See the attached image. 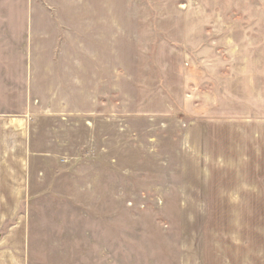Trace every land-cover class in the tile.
<instances>
[{"label":"rangeland","instance_id":"obj_1","mask_svg":"<svg viewBox=\"0 0 264 264\" xmlns=\"http://www.w3.org/2000/svg\"><path fill=\"white\" fill-rule=\"evenodd\" d=\"M115 3L131 33L91 51L113 60L115 93L95 114L57 116L17 83L27 0H0V110L38 108L0 264H264V0ZM235 187L260 203L232 202Z\"/></svg>","mask_w":264,"mask_h":264},{"label":"crops","instance_id":"obj_2","mask_svg":"<svg viewBox=\"0 0 264 264\" xmlns=\"http://www.w3.org/2000/svg\"><path fill=\"white\" fill-rule=\"evenodd\" d=\"M27 3V59L23 77L17 82L23 97L40 100L42 109H39L44 115L86 116L99 112L116 91L115 67L112 59L107 62L94 59L91 51L113 50L115 36L131 33L128 25L132 22L126 21L128 14L117 11L115 0H27ZM15 81L18 79L7 83L13 86ZM34 108L25 107L21 112L0 110L1 221L4 210L12 209L10 205L14 204L5 196H24L30 189L32 151L27 118L33 117ZM187 173H192L191 177L199 175L196 171ZM202 175L205 178L208 172L202 171ZM231 191V201L242 208H253L261 201L258 189L235 187ZM197 254L188 257L186 263L204 260V254Z\"/></svg>","mask_w":264,"mask_h":264}]
</instances>
